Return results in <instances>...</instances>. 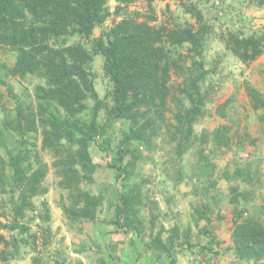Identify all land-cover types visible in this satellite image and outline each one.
I'll list each match as a JSON object with an SVG mask.
<instances>
[{
  "label": "rangeland",
  "instance_id": "1",
  "mask_svg": "<svg viewBox=\"0 0 264 264\" xmlns=\"http://www.w3.org/2000/svg\"><path fill=\"white\" fill-rule=\"evenodd\" d=\"M151 4L122 5L124 11L116 15L119 4L110 0L113 15L104 25L96 27L91 38H70L69 45L83 43L92 49L103 30L113 28L126 13L164 34L183 29L200 32L204 38L201 54H195L189 43H163L168 56L164 62L171 66L165 122H160L149 144H127L140 152L125 186L123 177L117 179L116 153L99 137L91 142L89 152L96 170L93 181H84L80 187L100 200L94 221L67 219L62 204L68 202L69 192L60 185L56 153L43 148L42 127L29 132L25 137L32 152L28 162L33 171L47 166L42 183L47 191L34 198V210L19 220L25 232L0 230L9 243L0 244V254H6L9 264H264V259L243 260L233 239L236 220L240 224L252 217L264 225V50L244 63L229 46L232 34L264 38V0H152ZM16 58L10 47L0 45V131L8 148L1 152L5 160L9 152L18 150L22 139L8 128L16 103H32L37 110L36 88L45 85L38 75L8 73ZM90 68L95 90L104 99L113 86L104 72L103 57L96 56ZM200 75L204 78L197 94L189 87L190 79ZM186 88L193 92V101ZM84 102L88 110L79 117L88 120L95 101ZM196 107L200 111L189 139L182 133L176 136L177 115L185 117ZM127 128V121L113 123L109 131L113 149ZM5 172L10 179L13 171L6 166ZM130 188L143 197L136 217L145 227L141 235L129 230L124 214L119 217L120 194ZM17 205L11 194L0 191L2 223L14 222ZM202 213L204 218H200ZM116 217L123 227L115 225ZM174 228L179 237L171 254L156 250L153 240L162 232L163 242L169 244Z\"/></svg>",
  "mask_w": 264,
  "mask_h": 264
},
{
  "label": "trees",
  "instance_id": "2",
  "mask_svg": "<svg viewBox=\"0 0 264 264\" xmlns=\"http://www.w3.org/2000/svg\"><path fill=\"white\" fill-rule=\"evenodd\" d=\"M109 1L0 0V45L10 47L17 55L8 73L22 77L38 75L45 81V85L36 88L37 110L32 103L21 101L14 107V117L8 128L22 139L18 150L9 152L6 160L1 152L8 148L0 131V191L11 194L18 201L14 222L8 226L0 221V230H19L20 234L25 232L26 227L19 220L34 210V198L47 191L42 184L47 166L33 171V164L28 162L32 152L25 141L27 134L37 131L38 126L43 128V148L54 149L56 153L55 165L60 171V185L69 192L68 202L62 204L63 213L72 222L94 221L100 200L80 187L84 181H93L96 170L89 152L91 142L99 137L106 148L116 153L114 167L119 172L117 179L123 177L125 186L132 178L140 152L138 147L128 148L127 144H149L166 120L168 69L171 66L164 62L168 56L163 43L173 46L189 43L195 54L202 53L204 38L200 32L183 29L164 34L147 22H137L130 13H126V18L110 30H103L92 49L83 43L69 45L70 38H91L95 28L104 25L113 15ZM114 1L119 4L114 12L116 15L124 11L122 5L128 6L136 1L152 5V0ZM229 41L230 51L244 63L255 60L264 50V38H243L232 34ZM98 55L103 57L104 72L113 86L104 99L99 98L91 77L90 66ZM199 67L203 68V65ZM203 78L204 75H200L190 79L193 83L189 87L197 94L200 93L198 83ZM185 93L193 101V92L186 88ZM89 98L95 104L90 118L82 120L79 115L88 110L84 101ZM101 111L105 112L104 122L99 121ZM199 111L196 107L185 117L177 115L179 127L176 136L182 133L186 134L185 139H189L195 114ZM119 120L127 121L128 128L113 149V137L109 131L113 123ZM187 125L186 131L180 129ZM35 157L39 162L38 156ZM6 166L13 171L10 179L5 172ZM238 173L241 175L240 171ZM120 200L119 217L124 214L129 222L126 223L129 230L143 234L145 227L136 219L138 209L143 205L142 195L130 188L120 194ZM204 217L203 213L200 214V218ZM238 218H242L240 213ZM154 222L155 219L152 220V229ZM114 223L119 227L124 226L118 217ZM235 224L233 239L236 253L243 260H263L264 225L261 221L250 217L240 224L236 220ZM178 237V229L174 228L169 244L163 242L162 232L153 240V244L159 252L171 254ZM0 244L9 246L3 235H0ZM0 257L2 264H9L4 252Z\"/></svg>",
  "mask_w": 264,
  "mask_h": 264
}]
</instances>
